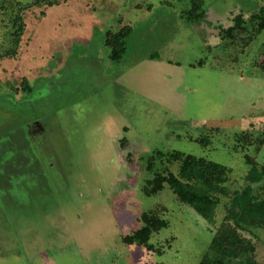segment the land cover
<instances>
[{
  "label": "rangeland",
  "instance_id": "rangeland-1",
  "mask_svg": "<svg viewBox=\"0 0 264 264\" xmlns=\"http://www.w3.org/2000/svg\"><path fill=\"white\" fill-rule=\"evenodd\" d=\"M31 1L0 0V264H199L228 198L208 224L149 183L174 151L226 166L230 191L264 164V30L218 36L264 0H201L199 21L191 0ZM144 212L157 251L122 241ZM242 235L264 264V229Z\"/></svg>",
  "mask_w": 264,
  "mask_h": 264
},
{
  "label": "trees",
  "instance_id": "trees-1",
  "mask_svg": "<svg viewBox=\"0 0 264 264\" xmlns=\"http://www.w3.org/2000/svg\"><path fill=\"white\" fill-rule=\"evenodd\" d=\"M40 2L32 0L19 9ZM191 4L192 12L200 9L195 14V19L197 21L205 19V11L201 8L202 1L191 0ZM12 22L13 28L9 33V39L16 47L23 33V24L19 15ZM231 23L229 27L222 28L218 36L233 43L236 36L245 35L248 43L264 30V7L247 18L238 14L232 18ZM247 26L250 30H247ZM128 31V27H124L116 34L107 33L105 44L110 48V58L113 61L120 58L122 38ZM258 67L264 75V58ZM157 156L164 155L155 154L154 157ZM164 157L168 163H178L177 173L156 172L153 182L149 184L155 185L154 181L158 179L164 181L180 203L189 206L208 224L215 222L220 198H228L224 205L223 220L215 229L208 250L199 264H261L254 258V244L243 236L242 232L245 235H253L255 230L264 229V164L258 165L254 159L245 157L248 170L244 176V186L240 190L230 191L227 186L230 169L226 166L177 151ZM139 221L141 227L123 237L122 241L126 245L157 251L148 242L151 234L166 224L152 212L142 213Z\"/></svg>",
  "mask_w": 264,
  "mask_h": 264
}]
</instances>
